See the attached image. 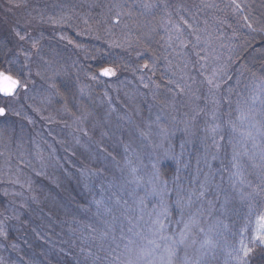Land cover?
<instances>
[{
  "label": "rangeland",
  "instance_id": "1",
  "mask_svg": "<svg viewBox=\"0 0 264 264\" xmlns=\"http://www.w3.org/2000/svg\"><path fill=\"white\" fill-rule=\"evenodd\" d=\"M78 1L0 0V71L20 81L0 96V264H53L88 241L77 214L56 208L65 182L81 189L86 211H104L103 194L126 183L162 192L159 169H180L197 148L215 181L184 248L201 252L210 239L214 255L213 237L233 225L234 201H249L262 154L264 88L249 101L238 90L217 13L244 0H89L92 27L78 20ZM104 67L115 75H100ZM252 226L260 236L259 219Z\"/></svg>",
  "mask_w": 264,
  "mask_h": 264
},
{
  "label": "trees",
  "instance_id": "2",
  "mask_svg": "<svg viewBox=\"0 0 264 264\" xmlns=\"http://www.w3.org/2000/svg\"><path fill=\"white\" fill-rule=\"evenodd\" d=\"M91 1L88 0L85 4L84 0H80L78 4L73 5L77 6L79 15L81 14L77 19L83 22V26L86 22L91 27L96 23V20L89 19L93 16L92 11L97 13V9L91 7ZM227 3V13L224 14L222 8L217 13L220 21L228 23L226 28L231 43L227 55L236 69L234 83L239 86L238 90L247 89L244 99L249 101L258 86L264 88V35H261V31H264V0H244L239 8ZM248 24H251V27H248ZM99 66L96 69L101 67ZM154 79L161 84L159 76ZM257 111L259 112L255 120L260 128L258 140L262 154L257 157V160L260 157L259 168L251 177L249 201H234L238 211L236 216L232 217L233 225H225L213 237L214 243L218 244L217 253L201 257L196 247L189 249L186 245L185 249V245H179L174 264H184L186 253L190 264L197 260H201V264H238L235 259L237 250H241L244 245L255 248L254 255L248 258V264H264V246L256 241L252 226L254 221L264 216V104L258 107ZM194 150L186 152L182 160V167H186L183 169L180 167L175 171L168 163L159 169L158 180L165 188L162 192L159 188L155 192L157 195H146L144 190H135L129 183L123 185L127 188L122 194L118 191L108 194L105 190L104 201L100 204L102 209L105 205L104 211L98 212L92 206L86 211L83 207V195L78 193L81 189L74 184H68L67 181L62 187H58L59 191L55 195L56 208L77 214L89 231L86 232L87 242L80 241L75 245L71 243L66 246L59 253L58 259H54L53 264H161L160 257L164 254V246L171 243L161 237L171 236L178 239L179 233L185 228V224L189 223L190 218L196 215L199 217L200 209L197 207L201 206L212 192V180L215 181V177L208 170L210 168L203 166L201 155L197 151L199 149ZM202 189L206 190L203 196L200 195ZM161 193L163 196L159 195ZM55 217L66 220L63 215L57 214ZM158 217L165 225L160 231H157L158 225L154 223ZM261 235H264V230ZM198 236L195 237V244ZM149 241H155L160 247L156 248ZM145 252L151 254L145 255ZM239 254L243 255L242 251Z\"/></svg>",
  "mask_w": 264,
  "mask_h": 264
},
{
  "label": "snow or ice",
  "instance_id": "3",
  "mask_svg": "<svg viewBox=\"0 0 264 264\" xmlns=\"http://www.w3.org/2000/svg\"><path fill=\"white\" fill-rule=\"evenodd\" d=\"M245 20H247V17H245ZM248 27H251V24H248ZM17 35H19V33H17ZM20 39L23 40L24 37L20 36ZM100 74L102 76H113L115 75V71L113 68L104 67L100 70ZM211 82L212 81L210 80L209 83ZM19 84H20V81L13 78V76L8 75L5 72H0V93H3L6 96H11L14 94ZM26 87L27 86L25 85V88ZM5 114H6V109L4 107H0V116H3ZM146 195H157V193L150 192V193H146ZM159 195L163 196L162 193ZM200 195L203 196L204 193L201 192ZM161 203L162 204L164 203L163 199H161ZM164 211L166 212L167 209L165 208ZM154 223L158 225L157 231L163 230V228L165 227V225L159 219V217L157 218L156 221H154ZM259 230H264V216L259 217ZM201 231L203 232V229H201ZM190 232H191L190 224L186 223L185 228L181 230V232L179 233L178 239L171 237V236L161 237V239L163 240L171 241V243L166 244L164 246V254L160 257L161 264H174V260L176 258L177 246L186 244V241L188 239ZM256 241H258L260 245L264 246V235L257 236ZM192 242L195 243V240H193ZM149 243L154 244L156 248L160 247L158 244H155V241H149ZM212 248H214L213 242L210 239H205L200 244V249H201L200 256L203 257L207 255V253ZM240 251H242L243 255L239 254ZM254 253H255L254 247L244 245L242 246L241 250H237V255L235 259L238 261V264H248V258L251 255H254ZM144 254L150 255L151 253L145 252ZM184 264H190V258L187 256V253L185 254V257H184ZM194 264H201V260H197L196 262H194Z\"/></svg>",
  "mask_w": 264,
  "mask_h": 264
},
{
  "label": "water",
  "instance_id": "4",
  "mask_svg": "<svg viewBox=\"0 0 264 264\" xmlns=\"http://www.w3.org/2000/svg\"><path fill=\"white\" fill-rule=\"evenodd\" d=\"M2 72V71H1ZM6 74H8V73H6ZM8 75H10V74H8ZM101 75V74H100ZM104 77H106V78H110L111 76H104ZM14 78V77H13ZM16 79V78H15ZM19 87V86H18ZM18 87L16 88V90H15V92L17 91V89H18ZM15 92H14V94H15ZM13 94V95H14ZM13 95H11V96H13ZM0 96H2V97H5V98H7V97H11V96H6V95H4L3 93H0Z\"/></svg>",
  "mask_w": 264,
  "mask_h": 264
}]
</instances>
